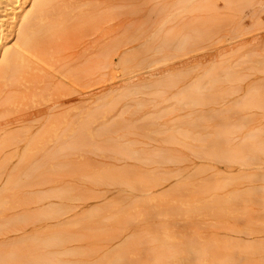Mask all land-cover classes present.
I'll use <instances>...</instances> for the list:
<instances>
[{
  "label": "rangeland",
  "instance_id": "374dc122",
  "mask_svg": "<svg viewBox=\"0 0 264 264\" xmlns=\"http://www.w3.org/2000/svg\"><path fill=\"white\" fill-rule=\"evenodd\" d=\"M50 7L68 13L64 35L23 54L39 98L29 77L0 80V264H264V0ZM14 8L33 0H0L6 51ZM69 110L59 155L32 150L47 114Z\"/></svg>",
  "mask_w": 264,
  "mask_h": 264
},
{
  "label": "bare ground",
  "instance_id": "6f19581e",
  "mask_svg": "<svg viewBox=\"0 0 264 264\" xmlns=\"http://www.w3.org/2000/svg\"><path fill=\"white\" fill-rule=\"evenodd\" d=\"M56 1H58V0H33V10L31 11V12H25L24 10H20L19 12H16V8H14L13 10H12V14L11 15H9L10 17H9V22H8V26H11L13 23H16L17 22V20H19V22H20V26H19V32H18V40H17V48H15V49H12V50H10V51H6L5 50V47H6V45L5 44H0V52H3V54H2V66H0V80H9L10 82H8L9 84L8 85H10V86H12V85H14L13 83H12V85L10 84L11 82H13V81H17V83H15V84H19V82H18V79L19 78H21V79H26V77H29V78H27L28 80L30 79H32L31 81H36L35 83H37V81L39 80V82L38 83H40L41 82V80L38 78V76L37 77H32L33 76V74H35V72H37L38 70H39V68H37V66L36 67H34V66H32L33 65V62H31L32 60H30L27 56H24L23 54H24V52L25 53H28V54H35V55H39V56H43V53L45 54L46 52H44L45 51V48H46V45H47V43L49 44V42L51 41H53V40H51L52 38V36H54L57 32L59 33V31L61 30V28H63V31H64V33H65V29H64V27H65V23L67 22V20H69L68 19V16H67V14L65 15V13H63V11L61 10V9H59L58 11H62V13H59V12H57V9L58 8H49V5L53 2H56ZM66 1V0H65ZM59 4V3H58ZM60 6V5H59ZM67 6V5H66ZM18 7H20V6H18ZM53 7V6H52ZM68 12V11H67ZM70 15V14H69ZM79 19V18H78ZM94 21H95V19H93ZM93 20H88V22H80V24H87V23H89V26H90V24L92 25L93 23H95ZM94 25V24H93ZM83 26V25H82ZM73 27V26H72ZM75 27V26H74ZM68 28V27H67ZM70 28H71V26H70ZM86 29V28H85ZM68 31V30H67ZM63 32H60L59 33V35L58 36H60L61 34H62ZM64 33L62 34V35H64ZM55 37V36H54ZM61 37V36H60ZM51 38V39H50ZM58 38V37H57ZM50 42V43H51ZM117 44V43H116ZM48 46V45H47ZM105 49V48H104ZM106 52H103L104 54L106 53V55L109 53L108 52V50H105ZM102 53V54H103ZM106 55H103L102 57H106ZM104 57V58H105ZM32 63V64H31ZM34 64H35V62H34ZM32 67H34V68H32ZM32 69H34V70H32ZM32 71H35L34 73H32V75H31V72ZM37 75V74H36ZM25 77V78H24ZM31 77V78H30ZM35 78H36V80H35ZM21 79H19L20 81H23V80H21ZM26 79V80H27ZM26 80H24L25 82H26ZM27 80V82L26 83H28L27 85H28V88L26 87V86H24V87H26L27 88V91H28V89L29 88H31L32 90H34V92H36L35 91V89L36 90H39V89H37L38 87L36 86V85H34L35 83H33L32 85H30L29 83H31L30 82V80L28 81ZM2 81H0L1 82V84L3 83ZM22 83V82H21ZM20 83V84H21ZM37 83V84H38ZM1 84H0V87H1ZM7 84V82L5 83V85ZM23 84H24V82H23ZM29 85L31 86V87H29ZM9 86V87H10ZM20 86V85H19ZM21 86H22V84H21ZM35 87V88H34ZM37 87V88H36ZM3 88V87H2ZM13 88V87H12ZM12 88H11V91H12ZM14 88H15V86H14ZM18 88V87H17ZM34 88V89H33ZM16 89V88H15ZM14 89V90H15ZM24 90H22V89H20V90H22L23 92H25V88H23ZM31 89H29L30 91H31ZM13 90V91H14ZM17 90V89H16ZM41 90V89H40ZM3 91V90H2ZM10 91V92H11ZM17 91H19V89L17 90ZM17 91H16V94H17ZM21 91V93H20V91L18 92V94H20V96H19V98H21V97H23V95H22V92ZM30 91H28V92H30ZM6 92V91H5ZM34 92H33V94H34ZM40 92V91H39ZM38 92V93H39ZM1 93V92H0ZM27 92H25V94H26ZM31 93H32V91H31ZM41 93V92H40ZM4 94H6V93H4ZM24 94V93H23ZM37 94V92L34 94L35 95V97H34V95H32L31 97H32V100H31V98H27V96L28 95H25V97H23V99L22 100H24V98L26 99H30V102H32V103H35V100H33V98H36L37 99V97H38V95H36ZM42 95H44V93H42ZM61 95V94H60ZM9 97V99H11V100H9V101H13L14 103L17 101V99L19 100V101H21V99H19V98H17L16 100H14V98H16V97H18L17 95L16 96H14V93H13V95L12 94H10V95H8ZM30 96V95H29ZM51 97L53 96V95H50ZM14 97V98H13ZM43 97H45V98H43ZM40 96V99H41V101H44V100H46V96ZM55 97V96H54ZM62 97V96H61ZM64 97V96H63ZM39 98V97H38ZM40 99H39V103L41 102L40 101ZM5 100H8V99H6L5 98ZM52 100V99H51ZM253 101V100H252ZM258 101V100H257ZM4 102V101H3ZM6 102V101H5ZM13 102H11V103H13ZM29 102V101H28ZM28 102H26L25 101V103H28ZM37 102V101H36ZM37 102V103H38ZM45 102V101H44ZM13 103V104H14ZM20 102H18V104H19ZM25 103H23V105H25ZM17 104V103H16ZM31 104V103H30ZM255 104V103H254ZM253 104V105H254ZM10 105V104H9ZM20 105H21V103H20ZM35 105V104H34ZM27 106V105H26ZM259 106V105H258ZM24 107V106H23ZM47 114V113H46ZM73 114V111H71V110H69V111H67V112H63V111H59V112H56V111H54V113H52V115H50L49 116V114H47L48 115V118H46V116H45V120H44V122H46V126H48V127H46L45 126V128L40 132V134L37 136L38 137V139H40V143L39 144H35V142L34 143H30V148L33 150V149H35V148H39L40 150L43 148V150L45 149V144L46 143H53V145L54 144H56V147L52 150V151H46L45 153H47L48 155H50V156H52V157H55L56 155H59V153L63 150V148H64V145H63V141H64V139L66 138L67 139V136L64 134V124H65V122H66V117L69 115V117L71 118V115ZM43 117H44V115H43ZM43 117H42V119H43ZM24 118V117H23ZM28 119V118H27ZM29 120V119H28ZM27 120V121H28ZM25 121H26V119H25ZM71 123H72V125H73V128L71 129V131H72V133H73V135H72V141H66L67 142V144H66V148L67 149H70V150H74V149H77L78 148V145H79V142L81 141V133L80 132H78V133H76V129H77V123H78V119L77 118H75V117H73L72 119H71ZM25 129V128H24ZM26 129H29L28 127H26ZM26 132V131H25ZM255 135V134H254ZM252 137V136H251ZM257 137V136H256ZM17 138H19L18 136H12V137H10L9 138V140H8V142H7V144L8 143H11L12 144V140H14L15 141V139L17 140ZM254 138V137H253ZM256 139V138H255ZM258 139V138H257ZM19 140V139H18ZM55 141V142H54ZM5 143H6V140L4 141ZM3 142V143H4ZM16 142V141H15ZM27 143H25V147L23 148V155H29V140H27L26 141ZM248 142V141H247ZM245 143V142H244ZM249 143V142H248ZM13 144H16V143H13ZM245 145V146H244ZM243 146H244V148H242L243 150H245V152H246V150L248 149L249 150V148L251 147V145L252 144H244ZM6 146V145H5ZM41 146V147H40ZM252 148V147H251ZM240 149V148H239ZM240 151H242V150H240ZM25 155V156H26ZM27 157V156H26ZM25 169L26 168H29V165L28 164H26L25 166ZM258 176V175H257ZM256 176V177H257ZM260 176L261 175H259L258 176V178L260 179ZM264 178V176L262 175V179ZM262 179H260V180H262ZM16 181L14 180L13 182H11L12 183V185L15 183ZM10 183V184H11ZM239 197L240 196H233V197H231V198H229V200L227 201V202H236L237 201V199H239ZM213 201V200H212ZM218 201V200H217ZM214 202H216V201H214ZM218 202H220V201H218ZM223 202V201H222ZM99 212V211H98ZM95 213V212H94ZM103 213V212H102ZM93 214V213H92ZM92 214H89V216H87V217H85V218H87V219H94L95 217H98L99 216V214H101V211L99 212V213H95L94 215H92ZM101 216V215H100ZM88 222V221H87ZM54 235V234H53ZM55 238V237H54ZM112 259V258H111ZM110 259V260H111ZM109 260V261H110ZM111 264V263H110Z\"/></svg>",
  "mask_w": 264,
  "mask_h": 264
}]
</instances>
